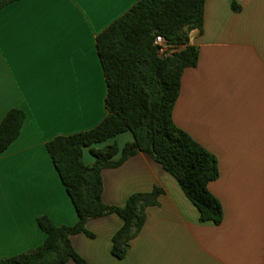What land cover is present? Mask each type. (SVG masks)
I'll list each match as a JSON object with an SVG mask.
<instances>
[{
    "label": "crops",
    "instance_id": "obj_1",
    "mask_svg": "<svg viewBox=\"0 0 264 264\" xmlns=\"http://www.w3.org/2000/svg\"><path fill=\"white\" fill-rule=\"evenodd\" d=\"M138 1L16 0L0 9V121L13 108L26 114L0 155V259L45 240L40 216L58 226L77 223L46 144L105 118L96 37ZM189 44L198 64L182 73L172 118L216 158L219 176L208 191L222 222H200L176 180L139 152L101 171L102 201L123 207L131 195L157 187L158 204L146 208L123 259L111 254L122 224L115 214L89 220L92 237L70 236L89 264H264V0H206L202 31H193ZM132 141L126 131L92 148L115 144L117 160ZM90 148L83 150L87 166L95 162Z\"/></svg>",
    "mask_w": 264,
    "mask_h": 264
},
{
    "label": "trees",
    "instance_id": "obj_2",
    "mask_svg": "<svg viewBox=\"0 0 264 264\" xmlns=\"http://www.w3.org/2000/svg\"><path fill=\"white\" fill-rule=\"evenodd\" d=\"M16 0H0V9ZM206 0H140L96 37V51L106 82L105 118L94 128L57 136L46 150L68 194L78 221L73 226L55 225L48 217L36 219L45 240L36 248L1 258L0 264H89L79 256L70 236L83 233L91 219L115 214L120 228L111 239V254L123 259L130 241L141 231L147 207L158 204L160 188L131 195L123 207L102 201L101 171L122 165L142 152L170 174L196 207L202 223L219 225L223 211L208 185L219 176L216 158L173 122L172 112L186 68L198 64V50L189 44L193 31H202ZM232 10L239 11L236 4ZM157 35L183 46L171 57L161 58L153 44ZM26 114L13 108L0 121V155L17 139ZM129 131L133 141L121 150L115 144L92 148ZM91 147V148H90ZM84 148L95 158L83 161Z\"/></svg>",
    "mask_w": 264,
    "mask_h": 264
},
{
    "label": "built area",
    "instance_id": "obj_3",
    "mask_svg": "<svg viewBox=\"0 0 264 264\" xmlns=\"http://www.w3.org/2000/svg\"><path fill=\"white\" fill-rule=\"evenodd\" d=\"M153 44L156 47L157 53L161 58L171 57L174 53H177L183 49V46L170 44L161 35L155 36ZM263 68H264V63H263Z\"/></svg>",
    "mask_w": 264,
    "mask_h": 264
}]
</instances>
